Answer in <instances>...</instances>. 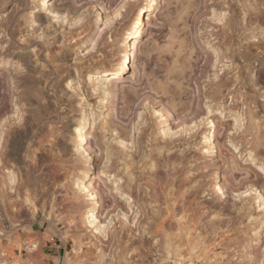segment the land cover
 Segmentation results:
<instances>
[{
	"label": "rangeland",
	"instance_id": "374dc122",
	"mask_svg": "<svg viewBox=\"0 0 264 264\" xmlns=\"http://www.w3.org/2000/svg\"><path fill=\"white\" fill-rule=\"evenodd\" d=\"M36 5L0 0V264H264V0Z\"/></svg>",
	"mask_w": 264,
	"mask_h": 264
},
{
	"label": "bare ground",
	"instance_id": "6f19581e",
	"mask_svg": "<svg viewBox=\"0 0 264 264\" xmlns=\"http://www.w3.org/2000/svg\"><path fill=\"white\" fill-rule=\"evenodd\" d=\"M48 1L49 0H37L36 6L38 7V9L47 8L48 7ZM38 9L34 8L33 11L30 12V15L32 16V14L35 11H37ZM136 47L137 46L135 45V40H134L132 43V52L136 49ZM127 64L128 63H125L124 65H121L120 67H115L112 71V74L117 73L119 71V69H123L124 67L127 66ZM99 100H101V99H99ZM86 122H87V116H86L85 112L80 117H78V119L75 122V127H74L75 128V141L79 144L84 140V129H85ZM203 138H204L203 144L205 145L204 153L206 155H213V146H212V140H211L210 133H207ZM217 177H218V170H214L212 173V178H217ZM85 178H86V175H83L82 185L84 184L85 185L84 187L87 188L86 187L87 183L84 181ZM89 195L91 196V194H89ZM256 197H257V201H260V200L263 201V195L261 194V192L257 191ZM92 203L90 204V207L88 210L89 213L87 215H85V218H88L87 223L89 225H93V223L96 221V215H95ZM180 244H181L180 236L175 235L174 237L170 238V242H169V244H167L168 246L166 247V251L168 252V254L169 253H176L177 251H179ZM124 264H126V263H124Z\"/></svg>",
	"mask_w": 264,
	"mask_h": 264
},
{
	"label": "crops",
	"instance_id": "0c3cea01",
	"mask_svg": "<svg viewBox=\"0 0 264 264\" xmlns=\"http://www.w3.org/2000/svg\"><path fill=\"white\" fill-rule=\"evenodd\" d=\"M57 250H55L54 248H48L46 249L45 252V259L44 263L41 264H56V258H58L59 256L57 255Z\"/></svg>",
	"mask_w": 264,
	"mask_h": 264
},
{
	"label": "clouds",
	"instance_id": "9594fccd",
	"mask_svg": "<svg viewBox=\"0 0 264 264\" xmlns=\"http://www.w3.org/2000/svg\"><path fill=\"white\" fill-rule=\"evenodd\" d=\"M92 264H96V262H95V261H93V262H92Z\"/></svg>",
	"mask_w": 264,
	"mask_h": 264
}]
</instances>
